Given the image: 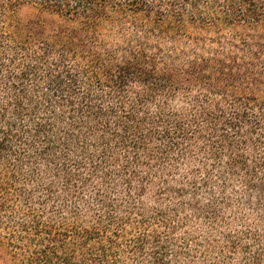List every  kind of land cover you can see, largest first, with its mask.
Listing matches in <instances>:
<instances>
[{"label":"trees","instance_id":"16d2710c","mask_svg":"<svg viewBox=\"0 0 264 264\" xmlns=\"http://www.w3.org/2000/svg\"><path fill=\"white\" fill-rule=\"evenodd\" d=\"M0 264H264V0H0Z\"/></svg>","mask_w":264,"mask_h":264}]
</instances>
